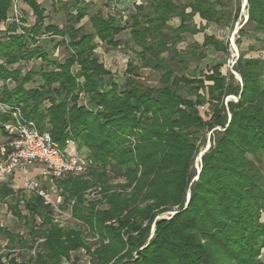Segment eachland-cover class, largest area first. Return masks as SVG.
I'll return each instance as SVG.
<instances>
[{
	"label": "trees",
	"instance_id": "1",
	"mask_svg": "<svg viewBox=\"0 0 264 264\" xmlns=\"http://www.w3.org/2000/svg\"><path fill=\"white\" fill-rule=\"evenodd\" d=\"M25 3L33 23L24 33L10 24L12 33L0 38V100L19 105L61 149L71 140L93 161L86 175L66 173L54 183L65 203L71 201L72 218L97 241L85 242L80 226L53 223L49 205L32 192L22 201L27 214L18 202L8 205L28 236L0 224L6 241L0 264H76L78 258L70 256L79 248L89 264H264V57L240 52L231 67L240 79L222 73L217 61L207 62L205 71L199 66L207 50L228 53L227 40L204 30L209 22L232 30L240 4L142 0L124 13L95 10L86 30L77 25L88 14L84 0L63 2L62 27L44 22L38 0ZM10 5L0 0V22ZM246 8L236 43L248 36L264 47V0H246ZM172 17L180 19L177 26L169 23ZM249 24L252 29L245 31ZM41 32L59 37L67 53L62 61L37 44ZM200 32L202 42L178 47ZM96 39L133 54L121 84L106 80L110 71L95 52ZM34 58L45 67L28 69ZM142 68L157 73V85L140 80ZM34 75L42 82L26 87ZM230 95L236 99L226 100ZM205 103L207 118L199 112ZM7 119L0 112V122ZM206 132L209 146L196 174L192 164ZM93 187L100 188V197H88ZM14 194L0 181V198ZM166 212L173 213L155 218ZM15 248L34 252L24 259L10 253Z\"/></svg>",
	"mask_w": 264,
	"mask_h": 264
},
{
	"label": "rangeland",
	"instance_id": "2",
	"mask_svg": "<svg viewBox=\"0 0 264 264\" xmlns=\"http://www.w3.org/2000/svg\"><path fill=\"white\" fill-rule=\"evenodd\" d=\"M88 2V15L93 13L97 9H102L104 13L107 12V5L105 4V0H84ZM243 1L244 0H230L231 5H235L236 3L240 4V9H239V16L237 21L234 23L233 30L230 31L229 28H224V27H215L213 24H210L209 27L206 28V32L213 33L215 34L218 38L224 39L228 41V53L227 54H222L218 52H212L211 50H207V57L200 61L199 66L201 69L205 71V64L207 62H213L217 61L221 63V71L222 73H234L236 77L238 75L231 69V60L234 59L236 55H239L240 52H243L245 56H260L264 57V47L260 41L254 40L252 37L248 36H242L239 40L240 43H236V39L238 35L235 33L239 29L241 24L245 21V12L247 14V8H243ZM39 3L42 7L45 8V12L49 13V16L54 19L56 23L59 22V19L61 20L60 22L63 21V18L65 17L64 11H53V6L50 4V0H39ZM114 13L118 11V9L115 7ZM112 11V8H111ZM124 12V11H123ZM10 13V11H9ZM8 13V14H9ZM56 13H60L57 15ZM88 15L85 16L78 25L84 24L86 30H91L90 23L88 22ZM48 17V15H47ZM195 20L197 21V17L195 16ZM28 22H32V19H26ZM172 23H176L175 20L171 21ZM0 27L1 24H0ZM1 29V28H0ZM245 31H250L252 29V25H246L244 26ZM122 40H125L127 37L126 33H122L121 35ZM6 36H3L2 39H5ZM38 41L37 44L40 45L41 47H44V49L49 53V56L51 58L57 59L62 61L67 53L64 49V46L61 44H58L59 37L58 36H52L48 34H42L38 36ZM192 40L196 41H201L202 40V33H198L195 35H190L187 36V40L181 42L178 44L179 48H183L187 45ZM97 41V40H96ZM98 42V41H97ZM250 45H252V49L250 48ZM96 54L98 55L100 61H102L105 65V67L110 71V76L106 77V80L109 81H115L121 84L124 81L126 74V63L128 58L130 59L131 57L133 58V54L130 53V51L123 49V48H116V49H110L104 44H101L98 42V45L95 49ZM135 63L139 62L138 59H134ZM193 65V64H191ZM40 67H45L44 63L39 59V58H34L31 59L27 62V68H33L34 70H38ZM140 80L147 84V85H157L158 81V75L156 72L150 71L149 69H140ZM239 78V77H238ZM41 79L38 75H34L32 81L28 82L25 86H37L41 83ZM7 85L11 86L12 82L11 80H7ZM3 81L0 80V87H2ZM182 93L184 94L185 91L184 89L182 90ZM194 99V96H191ZM229 99H236L235 96H227L226 100ZM80 102L82 103L83 100L81 99ZM209 106L207 103H205L202 106H199V112L200 114L204 117L207 118L208 116L206 115L207 112H209ZM209 132H206V140L205 143L200 146L199 152L195 156L193 160L192 166L196 170V174L198 172V167L200 169V161L198 160V156L200 153H203L207 147L209 146ZM6 141L4 132L0 129V145L4 144ZM5 147V146H4ZM3 147H0V151L2 150ZM73 150V149H72ZM70 150V151H72ZM202 155V154H201ZM262 162L264 165V155L262 156ZM32 167L30 166L29 169ZM35 170H33L32 174H35L37 177L38 181L44 187L47 189V197L50 200V202H43L51 208V217L53 223H56L59 227H68L75 229L77 226H80L79 229H82L83 233V240L85 242H96L97 239L92 235V233L86 228L84 225L81 226L77 222V220H74L72 218V214L70 211V202H66L67 209H62L61 205H65V200H64V195L61 187H58V185L55 183H51L49 180L43 179L37 172H39V167L36 166L34 167ZM38 168V169H37ZM88 172H83V173H74L75 175H83L87 174ZM196 178V176L194 177ZM3 183L7 184L11 189L16 191V194L14 195H8L5 198H0V224L3 226H6L10 231H18L22 233L24 237L28 236L27 233V228L24 227L21 221H19L15 216L12 215V213L8 209L9 204H13L15 202H18V208H21V213L22 214H27L26 210H24L22 207V204L24 199L29 198L32 196V192L27 190L24 185L23 179L20 177V172H16L13 175L7 177L5 180H0ZM55 181V180H54ZM100 188L99 187H93L92 189L87 190V194L89 198H98L100 197ZM16 195V196H15ZM16 198V199H15ZM173 212H166L160 215H157L155 218H160L167 216L168 214H172ZM36 221H39L40 217L39 215H36ZM262 219H264V214H262ZM154 230V223L151 224L150 227V232H149V237L153 234ZM5 239L0 238V252L5 251L4 250V245H5ZM94 247V246H93ZM92 247V248H93ZM10 251V250H8ZM13 252H10L13 254L17 253L21 256H24V259H27L29 254L33 253L34 250L31 249L30 251H19L16 248L14 250H11ZM26 252V253H25ZM71 259L77 257V262L76 264H89V255L86 253L85 249L79 248L76 251L71 252ZM4 261V258H2ZM67 260L62 261V264H66Z\"/></svg>",
	"mask_w": 264,
	"mask_h": 264
},
{
	"label": "built area",
	"instance_id": "3",
	"mask_svg": "<svg viewBox=\"0 0 264 264\" xmlns=\"http://www.w3.org/2000/svg\"><path fill=\"white\" fill-rule=\"evenodd\" d=\"M243 8H246V0L243 1ZM9 11L7 18L0 22L1 39L12 33L8 30L10 24H15V32L24 33L23 28L33 23L26 21L18 0H11ZM244 17L246 20V12ZM237 57L238 55L231 60V66ZM0 112L8 116L7 120L0 122V129L6 138L4 144L0 145L3 147L0 151V180H5L19 171L25 188L43 197L45 202H50L47 189L42 187L35 174L29 170L30 166H38L37 174L54 183L55 179L66 173H83L93 165L90 158L77 150L61 149L47 130L40 131L32 119L23 115L19 105L8 104L0 100ZM68 142L73 141L67 140L66 143ZM198 160L201 163L200 154Z\"/></svg>",
	"mask_w": 264,
	"mask_h": 264
},
{
	"label": "crops",
	"instance_id": "4",
	"mask_svg": "<svg viewBox=\"0 0 264 264\" xmlns=\"http://www.w3.org/2000/svg\"><path fill=\"white\" fill-rule=\"evenodd\" d=\"M64 1H66V0H50V4L53 6V11H55V12H57V11H61V7L63 6V2ZM142 0H111V1H109V2H106V0H105V4L107 5L106 7H107V12L106 13H104V14H107V13H112V14H114V8L116 7L120 12H123V11H125L126 9H128L130 6H132L134 3H139V2H141ZM38 2H39V0H38ZM18 4H19V7L21 8V11H22V13L24 14V17H25V19H29V18H31L32 19V22L34 21V15H33V12H32V10H31V8L25 3V0H18ZM44 8V7H43ZM111 8H113L112 9V11H111ZM56 9H58V10H56ZM44 10H45V8H44ZM46 11V10H45ZM44 11V15H45V18H44V22L45 23H47V22H50V23H52V24H54V25H57L58 27H62L64 24H65V21H66V15H65V17L63 18V21L62 22H60L61 20L59 19V22L58 23H56L55 21H54V19L53 18H51L50 16H49V13H46ZM62 11H64L63 9H62ZM88 11V10H87ZM103 11V10H102ZM124 13V12H123ZM57 15H59L60 13H56ZM64 14H65V12H64ZM47 15H48V17H47ZM88 15V14H87ZM86 15V16H87ZM197 17V21H199V18H198V16H196ZM88 20V19H87ZM172 20H175L176 21V23H172L171 21ZM236 22V21H235ZM169 23L171 24V25H173V26H177L179 23H180V19L178 18V17H172L170 20H169ZM244 23V22H243ZM242 23V24H243ZM79 24V23H78ZM77 24V25H78ZM210 24H213L215 27H218L219 25H217V24H215V23H212V22H209L208 23V25H207V27H209L210 26ZM241 24V25H242ZM234 26V25H233ZM206 27V28H207ZM220 27H224V28H229V27H227V26H220ZM241 27V26H240ZM206 28H205V32H206ZM230 30V29H229ZM233 30V29H232ZM232 30H230V31H232ZM236 30H238V29H236ZM42 34H47V33H45V32H41ZM41 33H39L38 35H41ZM200 33H202V39H203V32H200ZM207 33H209V32H207ZM236 33V32H235ZM198 34V33H197ZM210 34V33H209ZM195 35V34H194ZM188 36H190V35H188ZM97 40V39H96ZM99 43H101L99 40H97ZM96 41V42H97ZM98 42H97V45H98ZM198 42H202V40L201 41H198ZM102 44V43H101ZM44 48V47H43ZM40 59V58H39ZM129 59V58H128ZM41 60V59H40ZM128 61V60H127ZM76 150V148H75V144L73 143V142H68L67 144H66V147H65V150L66 151H70V150ZM32 168L31 169H29L30 171H32L33 172V170H35V168L33 167V166H31ZM263 255H264V249H263Z\"/></svg>",
	"mask_w": 264,
	"mask_h": 264
},
{
	"label": "water",
	"instance_id": "5",
	"mask_svg": "<svg viewBox=\"0 0 264 264\" xmlns=\"http://www.w3.org/2000/svg\"><path fill=\"white\" fill-rule=\"evenodd\" d=\"M202 153H200V156H201Z\"/></svg>",
	"mask_w": 264,
	"mask_h": 264
}]
</instances>
